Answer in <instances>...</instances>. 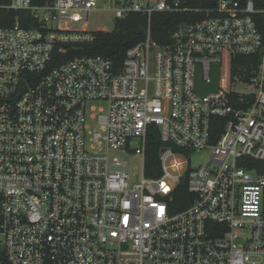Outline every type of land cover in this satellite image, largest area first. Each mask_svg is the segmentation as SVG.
Wrapping results in <instances>:
<instances>
[{
	"label": "built area",
	"instance_id": "built-area-1",
	"mask_svg": "<svg viewBox=\"0 0 264 264\" xmlns=\"http://www.w3.org/2000/svg\"><path fill=\"white\" fill-rule=\"evenodd\" d=\"M118 2L147 17L119 66L80 53L99 0L0 5V264H264V0ZM155 13L197 17L162 47Z\"/></svg>",
	"mask_w": 264,
	"mask_h": 264
},
{
	"label": "trees",
	"instance_id": "trees-1",
	"mask_svg": "<svg viewBox=\"0 0 264 264\" xmlns=\"http://www.w3.org/2000/svg\"><path fill=\"white\" fill-rule=\"evenodd\" d=\"M35 5L43 3V0H33ZM245 1V0H244ZM257 7H261L263 4L261 0H253ZM11 0H0V5L5 6L10 4ZM8 21L6 24L12 23L16 14L13 12L5 11ZM197 16H191L188 13H155L152 16V38L160 46L165 47L172 43V36L176 33L180 26L188 24L191 20ZM146 27L147 17L141 14L133 13L127 16L125 19H118L115 21V29L112 32L98 31L95 33V41L91 45L85 46L84 51L80 53L92 55V56H104L111 58L116 65H121L126 57L128 50L133 48L139 43H142L146 39ZM260 31L264 36V18L260 26ZM259 58H239L233 60L234 74L238 69L245 67L248 69L247 74L251 72V67L255 68L251 64H257ZM240 64V66H237ZM154 147L155 144H152ZM155 151V147L153 148ZM191 196L187 192V187L183 186L176 196V200L173 205L172 212H179L185 209L183 203L187 201Z\"/></svg>",
	"mask_w": 264,
	"mask_h": 264
},
{
	"label": "rangeland",
	"instance_id": "rangeland-1",
	"mask_svg": "<svg viewBox=\"0 0 264 264\" xmlns=\"http://www.w3.org/2000/svg\"><path fill=\"white\" fill-rule=\"evenodd\" d=\"M143 3H149L150 5H155L159 1L163 0H140ZM118 0H99L98 7L92 10L88 14L87 30L90 32H97L99 30L105 29L107 32H112L115 29V17L111 8L117 5ZM235 90L241 93H247L249 87H234ZM129 167H137L139 175L141 176L142 165L139 158L126 159ZM189 163L187 168L196 169L199 167L211 166L210 152H193L188 159Z\"/></svg>",
	"mask_w": 264,
	"mask_h": 264
},
{
	"label": "water",
	"instance_id": "water-1",
	"mask_svg": "<svg viewBox=\"0 0 264 264\" xmlns=\"http://www.w3.org/2000/svg\"><path fill=\"white\" fill-rule=\"evenodd\" d=\"M184 25L182 26V30H184ZM103 31H106L103 29ZM220 85V67H213V76L212 82L207 84L203 81L201 67L197 66L196 68V78H195V92L200 97H206L209 94L217 93Z\"/></svg>",
	"mask_w": 264,
	"mask_h": 264
}]
</instances>
